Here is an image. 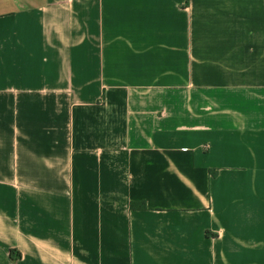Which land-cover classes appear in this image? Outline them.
<instances>
[{"label": "crops", "instance_id": "obj_1", "mask_svg": "<svg viewBox=\"0 0 264 264\" xmlns=\"http://www.w3.org/2000/svg\"><path fill=\"white\" fill-rule=\"evenodd\" d=\"M0 264H264V0H0Z\"/></svg>", "mask_w": 264, "mask_h": 264}]
</instances>
